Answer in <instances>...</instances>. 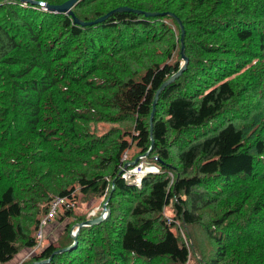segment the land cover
<instances>
[{
	"label": "trees",
	"instance_id": "trees-1",
	"mask_svg": "<svg viewBox=\"0 0 264 264\" xmlns=\"http://www.w3.org/2000/svg\"><path fill=\"white\" fill-rule=\"evenodd\" d=\"M33 1L0 0V264H264V0H79L82 22L159 13L90 25ZM166 12L187 64L150 131L183 63ZM55 197L67 221L11 262Z\"/></svg>",
	"mask_w": 264,
	"mask_h": 264
},
{
	"label": "water",
	"instance_id": "water-1",
	"mask_svg": "<svg viewBox=\"0 0 264 264\" xmlns=\"http://www.w3.org/2000/svg\"><path fill=\"white\" fill-rule=\"evenodd\" d=\"M20 1H22V2H26L27 1V2H29L31 4H37V2L33 1V0H20ZM77 1H79V0H66L63 3L56 4V5L44 4V7H45L46 10H48L50 12L63 13V14L72 16L74 23H77V24H80V25H90V24H93V23H99V22L103 21L105 18H107L109 15H111L112 13L122 12V11H132V12H135V13L143 14L144 16L159 15V13H156V12H143L141 10H134V9H131L129 7H126V6H120V7H116L115 9H112V10L108 11L106 14L96 18L95 20H93L91 22H82L79 19H77L76 17H74V14H73V12L71 10V8L77 3ZM38 4H41V3L39 2ZM161 14L162 15H169L170 17H172V19H174L176 21V23L178 25V28H179V31H180V57H181L183 63L181 65L179 71L175 75L171 76L167 81H165L160 86V88L155 92L154 99H153V102H152L151 113H150V117H149V130L150 131L152 129V127H151L152 114H153L154 106H155V103H156V100L158 98V94H159L160 90L164 87V85L168 81L172 80L182 70H184V68L186 67V64H187V59H186V57L184 55V44H183L184 29H183V25H182L181 21L171 12H166V13H161ZM151 143H152V140H151ZM135 161H136V159H135ZM102 209L103 210H107L105 205L102 207ZM99 220H101V218H99V217H97L95 219H92V220H86L83 223L78 224V226L94 224V223H96ZM72 238H73V244H75L76 235L72 236ZM65 249H67V248H65Z\"/></svg>",
	"mask_w": 264,
	"mask_h": 264
},
{
	"label": "rangeland",
	"instance_id": "rangeland-1",
	"mask_svg": "<svg viewBox=\"0 0 264 264\" xmlns=\"http://www.w3.org/2000/svg\"><path fill=\"white\" fill-rule=\"evenodd\" d=\"M180 32V31H179ZM136 148L135 146H133L131 149H130V152L134 151ZM145 155L147 154V152L144 153ZM139 163V161H135V162H131V164H126V167L123 169L122 173L125 171L129 172V174L133 173L134 170H137L136 168L139 167L137 164ZM129 166V167H128ZM150 168L148 167H144V172H143V169L140 170V173H146ZM141 177L142 174H141ZM103 199V198H102ZM106 203H107V200H102L100 201L99 198H93V199H90L89 201H85L84 199L81 200L79 199L77 205L74 207V211L75 213H78L79 215H83L82 213L86 212L88 209L91 208V211L88 213V216H86V219L87 220H92V219H95L97 217L101 218V220L97 221L96 223L94 224H97L98 222L100 221H103L107 215H108V208L106 206ZM105 205V207L107 208V210H103L102 207ZM168 211V210H167ZM59 212H62V208H60ZM67 221V219H64L62 222L58 221L55 217L53 219H51L49 222L51 224H54L56 226L59 227V230L61 229L62 225ZM59 223H63L62 225H60ZM83 223V222H82ZM78 224H80L79 222L78 223H75L74 225L71 226L70 228V231H69V234L71 236H74L75 235V230H79V227ZM45 226V225H44ZM78 230H77V233H78ZM59 231L55 230V234L53 235V239L55 238V236L57 235ZM44 234V232H43ZM77 235V234H76ZM46 243V238L43 239V244ZM30 254V250H28V255ZM3 264H6V263H3Z\"/></svg>",
	"mask_w": 264,
	"mask_h": 264
},
{
	"label": "built area",
	"instance_id": "built-area-1",
	"mask_svg": "<svg viewBox=\"0 0 264 264\" xmlns=\"http://www.w3.org/2000/svg\"><path fill=\"white\" fill-rule=\"evenodd\" d=\"M125 154L123 155V159L125 158ZM139 167H137V170H134V172L131 174H129V172H123L122 173V177H124L126 180H130V182L135 183L137 185L140 184V180H141V174L142 176L144 175V165L141 162H139L137 164ZM143 169V172L140 173V170ZM151 170H154V168H150ZM64 206L65 208H70L72 205L70 203H68L67 201H65L64 198L62 197H55L53 198L50 203H49V208L48 211L46 212V214L40 219L39 221V225H38V231L36 234V242L37 244L35 245L34 248H32L30 250V254H32L34 251H37L40 248V245L42 243V239H43V231H42V226L46 225L52 218H54V216L56 215V213L58 212V210ZM76 232V230H75Z\"/></svg>",
	"mask_w": 264,
	"mask_h": 264
},
{
	"label": "crops",
	"instance_id": "crops-1",
	"mask_svg": "<svg viewBox=\"0 0 264 264\" xmlns=\"http://www.w3.org/2000/svg\"><path fill=\"white\" fill-rule=\"evenodd\" d=\"M46 225H47V224H46ZM46 225H45V226H46ZM46 233L48 234V233H49V230H46ZM18 255H19V254H18ZM18 255H16V256H18ZM24 255H25V256H28V251L25 250L20 256L16 257V259H15V257H14V258L11 260V262H15V261H16L17 263L20 262L22 259H24V257H25Z\"/></svg>",
	"mask_w": 264,
	"mask_h": 264
},
{
	"label": "bare ground",
	"instance_id": "bare-ground-1",
	"mask_svg": "<svg viewBox=\"0 0 264 264\" xmlns=\"http://www.w3.org/2000/svg\"><path fill=\"white\" fill-rule=\"evenodd\" d=\"M78 230V229H77ZM77 230H76V232H75V235L77 234Z\"/></svg>",
	"mask_w": 264,
	"mask_h": 264
}]
</instances>
